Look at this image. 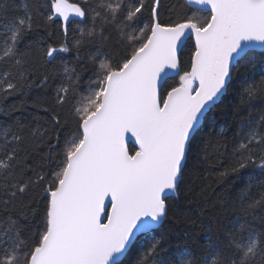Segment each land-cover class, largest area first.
Instances as JSON below:
<instances>
[{
  "label": "snow or ice",
  "instance_id": "snow-or-ice-1",
  "mask_svg": "<svg viewBox=\"0 0 264 264\" xmlns=\"http://www.w3.org/2000/svg\"><path fill=\"white\" fill-rule=\"evenodd\" d=\"M45 3L46 9L38 0L25 2L23 16L0 24V63L11 61L0 71V94L47 87L45 66L58 53L75 52L76 64L91 75L82 90L81 72L64 66L55 107L45 109L50 129L18 119L0 130V264H125L134 247L129 264H264V231L247 220L234 230L209 229L203 256L193 247L170 254L169 234H155L182 194L205 114L223 102L237 76L241 104L264 97V0H186L169 22L160 19L162 0ZM8 12L9 0H2L0 16ZM37 15L59 19L65 38L55 46L46 32L35 41L42 64L26 41L40 27ZM71 16L84 26L68 39ZM112 33L117 51L82 57L86 45ZM236 116L231 163L220 175L264 173V110L258 118ZM251 187L240 203L254 220L264 192L255 199ZM142 236L147 243H139Z\"/></svg>",
  "mask_w": 264,
  "mask_h": 264
},
{
  "label": "trees",
  "instance_id": "trees-1",
  "mask_svg": "<svg viewBox=\"0 0 264 264\" xmlns=\"http://www.w3.org/2000/svg\"><path fill=\"white\" fill-rule=\"evenodd\" d=\"M68 1L81 6L84 4V0ZM25 2L32 6L37 0H9V12L0 16V24L7 23L12 16H23ZM38 2L43 5L44 9L47 8L45 0H38ZM90 2L95 3L96 0H90ZM13 3L17 7L13 8ZM185 3L184 0H162L160 19L164 22H169L170 18L176 19L181 6ZM35 19L40 27L27 36L26 41L33 43L34 62L42 64L39 46L35 41L45 36L46 32L54 34L55 46H59L65 38L60 34L58 28L59 19H56L55 23L45 22L44 17L39 15ZM70 19L72 23L68 39H72L74 29L84 26L80 23L81 19L75 17H70ZM103 35L109 37V32L105 30ZM3 43L4 34L3 29L0 28V48L3 47ZM20 48L23 50V42ZM118 48V38L115 33H112L106 40L102 41L97 38L91 44L86 45L81 55L86 59L89 53H94L97 49L115 52ZM189 50L186 49L184 52L185 60L188 59ZM65 65L69 68L76 67L77 71L81 72L83 90L91 72L83 71L80 65L76 64L75 52L58 53L56 59L45 66L49 75L47 87L33 85L26 94L17 93L7 97L0 94V130L14 126L18 119L28 124L30 128L50 129L52 126L50 111H45V109L51 110L55 107L54 90L63 79ZM10 67L11 61L0 63V71ZM172 83L173 81L170 80L169 84ZM242 87L243 80L239 76L235 77L233 86L229 89L223 102L207 112L202 120V130L197 133L192 154L187 162L185 183L181 189L182 194L178 200L170 204L168 218L164 221L163 227L155 233L156 235H159L160 232L169 234L168 251L170 254L175 252L178 247H193L197 255L203 256L209 229H212L213 232H222L224 229L234 230L247 220L256 231H264V206L255 210V219L253 220L251 216L245 215L243 205L240 203L242 190L249 183L252 184V187L248 195L259 199V194L264 192V173L259 169L249 168L236 174L220 175L231 163L232 137L238 127L236 113L239 112L241 116L251 113L258 118V113L264 110V97L258 98L251 106L241 104L239 93L242 91ZM64 112L66 114L67 106H65ZM27 131L26 129V134ZM224 144H227V149L220 148L218 152V146ZM129 148L131 149L133 146L129 145ZM186 232L189 234L188 237L184 235ZM139 243L145 244L147 239L142 236ZM136 251L137 249L134 247L128 254L125 264H129L135 259Z\"/></svg>",
  "mask_w": 264,
  "mask_h": 264
},
{
  "label": "rangeland",
  "instance_id": "rangeland-1",
  "mask_svg": "<svg viewBox=\"0 0 264 264\" xmlns=\"http://www.w3.org/2000/svg\"><path fill=\"white\" fill-rule=\"evenodd\" d=\"M68 3H69V4H73V3L69 2V1H68ZM71 17H75V16H71ZM75 18H78V17H75ZM79 19H81V18H79Z\"/></svg>",
  "mask_w": 264,
  "mask_h": 264
},
{
  "label": "water",
  "instance_id": "water-1",
  "mask_svg": "<svg viewBox=\"0 0 264 264\" xmlns=\"http://www.w3.org/2000/svg\"><path fill=\"white\" fill-rule=\"evenodd\" d=\"M185 2H186V0H184ZM129 145H132L133 146V144L132 143H129Z\"/></svg>",
  "mask_w": 264,
  "mask_h": 264
}]
</instances>
